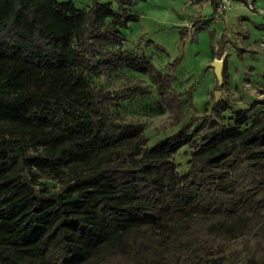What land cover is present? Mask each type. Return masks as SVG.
Segmentation results:
<instances>
[{"label":"trees","instance_id":"16d2710c","mask_svg":"<svg viewBox=\"0 0 264 264\" xmlns=\"http://www.w3.org/2000/svg\"><path fill=\"white\" fill-rule=\"evenodd\" d=\"M89 1L0 0V264H223L215 247L243 237L247 263L264 264V107L226 124L219 99L147 147L91 80L145 75L176 123L180 104L167 76L122 49L138 0ZM190 1L215 13L221 0Z\"/></svg>","mask_w":264,"mask_h":264},{"label":"rangeland","instance_id":"374dc122","mask_svg":"<svg viewBox=\"0 0 264 264\" xmlns=\"http://www.w3.org/2000/svg\"><path fill=\"white\" fill-rule=\"evenodd\" d=\"M74 1L78 8L90 5L89 0ZM253 6L255 10L250 11L241 0H228L227 10L216 14L206 1L192 5L190 0H138L128 9L136 20L122 29V49L135 52L168 77L170 92L181 107L179 123L173 112L161 107L145 75L121 70L91 80L92 88L107 89L119 97L118 119L141 125L147 147L174 134L190 118L211 110L217 90L219 99L229 107L223 123H231L235 110L256 102L251 115L264 107V0H253ZM213 60H222V69L225 62L227 77L220 88L211 67ZM188 153L183 148L173 157L179 173L187 168ZM47 183L60 185L58 181ZM215 252L223 264H248L256 247L243 237L218 244Z\"/></svg>","mask_w":264,"mask_h":264},{"label":"water","instance_id":"95a60500","mask_svg":"<svg viewBox=\"0 0 264 264\" xmlns=\"http://www.w3.org/2000/svg\"><path fill=\"white\" fill-rule=\"evenodd\" d=\"M211 67L213 69V74L217 80L218 85L222 82V60H213L211 63ZM214 102H217L219 100V91L214 92Z\"/></svg>","mask_w":264,"mask_h":264},{"label":"built area","instance_id":"2783aa9c","mask_svg":"<svg viewBox=\"0 0 264 264\" xmlns=\"http://www.w3.org/2000/svg\"><path fill=\"white\" fill-rule=\"evenodd\" d=\"M243 3L247 5L250 11H254L255 8L253 6V0H241ZM228 0H221L220 3L217 5L215 13L222 14L227 10Z\"/></svg>","mask_w":264,"mask_h":264}]
</instances>
